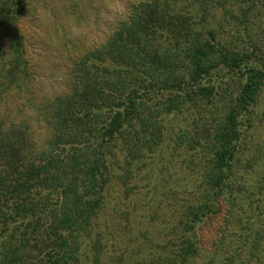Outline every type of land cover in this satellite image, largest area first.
I'll return each instance as SVG.
<instances>
[{"label": "trees", "instance_id": "1", "mask_svg": "<svg viewBox=\"0 0 264 264\" xmlns=\"http://www.w3.org/2000/svg\"><path fill=\"white\" fill-rule=\"evenodd\" d=\"M25 4L0 0L11 50L5 59L0 47V264H201L205 256L204 264H264V239L251 227L260 204L236 234L227 203L242 126L264 89V40L244 18L264 0L135 4L78 60L71 89L39 108L49 128L41 145L30 125L1 110L11 90L30 87ZM166 158L196 179L187 195L171 186L166 199L180 209L159 226L140 200L157 199Z\"/></svg>", "mask_w": 264, "mask_h": 264}, {"label": "rangeland", "instance_id": "2", "mask_svg": "<svg viewBox=\"0 0 264 264\" xmlns=\"http://www.w3.org/2000/svg\"><path fill=\"white\" fill-rule=\"evenodd\" d=\"M25 1L26 8L20 19L19 29L24 36L30 87L26 91L11 90V95L7 94L1 110L7 119L13 115L22 120V123L30 125V132L41 145L49 134V128L40 120L39 108L43 106L45 109L44 106L52 103L55 97L71 89L78 60L89 51L105 44L120 25L130 18L135 4L143 0ZM244 20L251 26L250 31L258 39L264 40V8L259 6L252 9V14ZM230 34L234 36L233 31ZM0 47L4 58L9 59L10 40L2 28ZM249 118L250 121L245 119L242 126V145L238 151L241 161L233 168L231 185L234 187V201L229 200L227 203L233 209L234 217L237 216L233 233L244 226L243 221L250 215L252 203L256 206L260 204L258 216L251 227L264 239V89L251 107ZM173 122L169 126L176 129L178 119L173 118ZM200 128L201 126L197 127ZM251 158L254 159L253 167H245V163ZM169 160L166 158V163ZM168 164L170 168L165 167V170L158 172L160 177L157 182V199L151 206L147 205L145 196L142 197V202L140 200V205L145 208L144 213L148 218L153 216L152 222L159 226L172 219L180 209L177 201L173 207L168 203L170 198L166 199L171 186L176 187L175 193L182 192L187 195L194 187L196 179L194 174L191 181L190 176H183L186 175V166L181 159L173 158ZM145 171H150V166ZM147 176L145 174L142 179ZM162 196L163 202L159 203ZM217 218L221 229L223 214ZM212 227L203 235L208 250L219 231V225L213 224ZM205 257L198 259L201 264L205 263Z\"/></svg>", "mask_w": 264, "mask_h": 264}]
</instances>
